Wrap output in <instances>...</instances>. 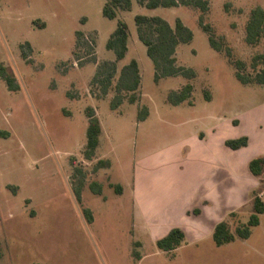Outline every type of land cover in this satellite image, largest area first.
<instances>
[{
	"label": "rangeland",
	"instance_id": "obj_1",
	"mask_svg": "<svg viewBox=\"0 0 264 264\" xmlns=\"http://www.w3.org/2000/svg\"><path fill=\"white\" fill-rule=\"evenodd\" d=\"M106 1L0 0V63L19 85L10 90L0 78V264H264V214L249 238L218 246L212 235L188 237L177 253L160 250L146 231L135 232L129 191L120 195L110 183L126 186L133 159L142 151L189 138L211 120L236 116L234 123L239 124L238 117L256 99V92L254 84L237 78L226 53L211 46L199 25V8L181 4L150 9L133 0L132 9L109 18L103 14ZM258 4L264 7V0H210L205 15L219 40L244 59L249 70L253 56L264 53V39L254 46L245 38L250 10ZM138 13L163 16L173 26L181 17L193 30V40L181 43L176 57L178 65L196 71L195 78L178 74L155 80L153 60L138 36ZM118 19L131 30L129 51L118 63L119 70L136 58L142 86L138 101L126 97L113 109L114 86L104 94L93 78L102 61L116 59L106 43ZM187 82L194 85L192 97L171 103L170 90ZM144 105L149 114L138 127ZM87 107L95 109L103 127L92 159L84 153ZM101 158L110 159L111 165L96 171ZM79 167L83 175L75 169ZM82 176L80 202L73 181ZM93 181L103 185L101 194L91 189ZM263 189L264 183L249 200L222 205L219 221L229 219L233 228L247 222L254 195L264 199ZM86 207L92 211V222Z\"/></svg>",
	"mask_w": 264,
	"mask_h": 264
},
{
	"label": "crops",
	"instance_id": "obj_2",
	"mask_svg": "<svg viewBox=\"0 0 264 264\" xmlns=\"http://www.w3.org/2000/svg\"><path fill=\"white\" fill-rule=\"evenodd\" d=\"M253 87L256 99L238 117L239 124L236 116L206 122L189 138L136 154L126 186L112 181L122 185L120 195L130 193L135 232L140 228L157 241L180 227L186 239L170 251L177 253L188 237L213 236L222 205L241 204L260 188L264 175L254 174L249 163L264 157V84ZM241 136L249 137L248 145L233 149L226 144Z\"/></svg>",
	"mask_w": 264,
	"mask_h": 264
},
{
	"label": "trees",
	"instance_id": "obj_3",
	"mask_svg": "<svg viewBox=\"0 0 264 264\" xmlns=\"http://www.w3.org/2000/svg\"><path fill=\"white\" fill-rule=\"evenodd\" d=\"M139 4L150 9L158 7H172L178 5L194 6L200 9L199 25L208 33L209 42L217 51L225 52L228 60L236 68L237 78L244 84H264V53H257L253 56L249 70L248 63L235 56L232 48L220 41L217 37L213 25L205 22V15L210 10V0H137ZM133 6V0H107L103 6V14L109 18H117L119 10H130ZM137 32L140 40L147 46V53L153 60L155 66V80L159 81L163 77L183 74L188 78H195L196 71L192 67H186L177 64L176 51L181 43H188L193 40V30L185 24L181 17H177L173 26L167 19L160 15H146L138 13L135 15ZM39 26H45V22L36 20ZM78 34L84 35L82 31ZM131 30L129 24L124 19H118L117 27L110 34L106 46L116 53L115 60L102 61L93 78V83L98 84L104 94H108L109 89L114 86L115 95L111 100L113 109L117 108L128 97L131 102H136L141 98L142 74L139 61L132 58L131 61L123 65L119 70V62L125 58L129 51V38ZM246 41L251 45H258L264 39V7L262 5L254 6L249 13L246 23ZM93 48V47H92ZM27 58L26 52L23 53ZM118 77L115 81V77ZM0 78L3 79L10 90H18L16 77L9 71L8 67L0 63ZM194 85L187 82L180 89H172L168 94V100L173 104H179L192 97ZM206 98L210 99V93L205 92ZM88 127L87 142L85 146V156L92 159L100 145V137L103 132L102 123L93 107H87ZM149 114V107L144 105L138 112V119L144 120ZM226 144L238 149L249 144L248 136L231 138ZM110 159H99L95 164L97 171L101 167H109ZM250 170L256 175H264V157H255L249 163ZM83 175L82 168H75ZM73 173L74 179L78 172ZM78 182L73 181L74 192L77 199L82 201V190L84 187V176ZM116 193H122L123 187L120 183H110ZM91 189L95 193L101 194L103 185L98 181L90 183ZM254 211L250 214L247 222H241L234 228L229 219L219 221L213 231V239L216 245L221 246L233 242L237 237L249 238L253 233V228L261 223V216L264 213V199L255 193L253 198ZM89 221L94 217L90 208L84 209ZM197 212L199 210H196ZM235 213H232L234 215ZM186 239V234L180 227L172 228L165 236L157 239L156 243L160 250L173 251L181 246ZM137 258L141 254L134 251ZM2 252L0 248V258Z\"/></svg>",
	"mask_w": 264,
	"mask_h": 264
}]
</instances>
